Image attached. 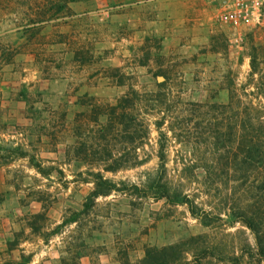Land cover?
I'll use <instances>...</instances> for the list:
<instances>
[{"label": "rangeland", "instance_id": "1", "mask_svg": "<svg viewBox=\"0 0 264 264\" xmlns=\"http://www.w3.org/2000/svg\"><path fill=\"white\" fill-rule=\"evenodd\" d=\"M3 49L0 264H123L148 246L209 232L185 206L119 193L58 227L81 210L92 189L84 180L95 172L139 183L154 171L159 132L170 178L184 156L207 150L215 174L229 170L215 177L221 197L251 204L263 195L264 159L219 160L229 156L231 119L238 135L233 109L251 99L250 58L263 59V27L231 29L210 0H0ZM132 94L138 99L125 109L124 125L111 128L110 107ZM127 131L146 161L107 171L120 157L127 163L134 145L119 139Z\"/></svg>", "mask_w": 264, "mask_h": 264}, {"label": "trees", "instance_id": "2", "mask_svg": "<svg viewBox=\"0 0 264 264\" xmlns=\"http://www.w3.org/2000/svg\"><path fill=\"white\" fill-rule=\"evenodd\" d=\"M29 28L34 29L35 26ZM4 55L5 50L3 49L0 53V61ZM262 58L258 53L251 55L250 71L246 83L250 88L246 95L251 99L246 101L240 109L239 107L233 109L232 113L235 117H238L237 110L241 116L237 125L238 135H236V123H234L236 121L231 119L233 127L228 132L231 136L229 156L220 154V161L229 158L228 162L233 165L240 160L241 155L240 162L243 163L256 159L262 162L264 159V103L261 102L264 99V56ZM244 90L247 89L244 88ZM135 99L138 97L133 94L131 97L125 95L110 107L111 128L114 124L124 125L125 119L128 118L125 109L133 105ZM163 123L164 118L155 122L159 129ZM99 131L104 133L103 128ZM126 134V136L119 134V139L126 138L128 143L134 145L130 155L126 158L127 163H123L120 157L121 162L116 167L107 168V171L116 172L123 167L125 169L135 168L146 161L139 159L135 134H129V131ZM159 135L158 140L161 144L157 152L159 164L154 171L145 172L139 183L116 182L105 177L100 171L95 172L92 179L84 180L92 183V189L83 201L81 210L72 211L70 217H66L58 227L76 222L82 213L93 209L97 199L101 197L119 193L133 196L136 199L154 198L163 200L172 207L185 206L190 216L203 227H207L209 232L191 235L183 240L161 246H148L139 259L135 261L126 259L123 264H264V184L260 187L263 189V195L251 204L229 201L227 195L225 198L221 197L220 187L215 184V177L220 178V174H228L229 170L221 167L219 173L215 174L213 168L208 165L211 154L207 150L197 153L193 150L189 157L184 156L182 168L176 176L177 179L170 178L166 166V153L162 148L166 135L162 132H159ZM174 140L177 138L174 137ZM206 140L203 138L202 142ZM223 144L225 145V142ZM251 166L252 164H249L247 167ZM38 170L41 173L44 172L40 168ZM186 186L194 191H187ZM215 196H218L219 203ZM236 224H239L241 229L228 233L225 231V227H233ZM246 229L251 232L253 242L246 235Z\"/></svg>", "mask_w": 264, "mask_h": 264}, {"label": "built area", "instance_id": "3", "mask_svg": "<svg viewBox=\"0 0 264 264\" xmlns=\"http://www.w3.org/2000/svg\"><path fill=\"white\" fill-rule=\"evenodd\" d=\"M220 23L238 31L241 27L264 28V0H210ZM239 45L242 35L234 37Z\"/></svg>", "mask_w": 264, "mask_h": 264}]
</instances>
